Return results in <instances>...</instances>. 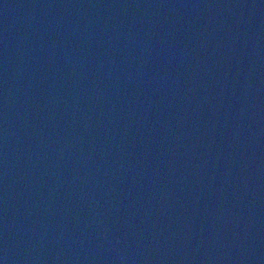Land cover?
<instances>
[{
  "label": "water",
  "instance_id": "1",
  "mask_svg": "<svg viewBox=\"0 0 264 264\" xmlns=\"http://www.w3.org/2000/svg\"><path fill=\"white\" fill-rule=\"evenodd\" d=\"M0 264H264V0H0Z\"/></svg>",
  "mask_w": 264,
  "mask_h": 264
}]
</instances>
